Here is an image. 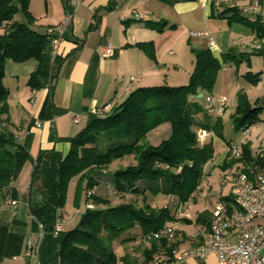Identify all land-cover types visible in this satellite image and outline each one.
<instances>
[{
    "label": "crops",
    "instance_id": "1",
    "mask_svg": "<svg viewBox=\"0 0 264 264\" xmlns=\"http://www.w3.org/2000/svg\"><path fill=\"white\" fill-rule=\"evenodd\" d=\"M203 1L28 0V10L33 16L30 23L32 29L46 33L50 25L62 23L61 39L56 51L52 52L62 60L52 66L51 79L39 88H31L27 84L29 75L38 66L35 57L21 61L8 59L5 63L3 84L8 89V112L1 117L12 132L15 143L28 152L29 158L22 163L18 175L2 193L17 201L14 207H0V259L4 264H24L27 259L40 264H58L57 247L50 246L48 235L44 237V228L40 237V221L30 210L42 199L40 179L31 181L33 164L40 152L55 151L63 157L70 148L69 139L88 123L94 108L111 107L138 86L185 84L194 66V50L205 48L220 64L214 85L221 74L220 90L227 89L235 99L230 113L234 110L239 91L246 94L252 106L264 108V47H255L258 41L264 40V0H259L256 11L252 9L248 12L243 9L250 6L253 0ZM17 14L15 19L25 20L22 13L21 19ZM108 43L113 47V54L102 57L99 47ZM180 44H184L187 50L170 56L172 47ZM184 59L187 60V68L180 73ZM251 80L255 81L251 83ZM202 95L203 90L196 98ZM197 118L203 122L200 114ZM218 120L220 123L221 118ZM37 122L40 125H36ZM250 132L249 129L248 134ZM262 135L260 130L246 140L249 153L254 150L252 140L257 141ZM206 137L199 140L204 141ZM214 138L218 135L214 134ZM229 142L221 143L225 146ZM8 149L15 151L16 146L8 144ZM241 151L243 153V149ZM225 152L221 161L227 159ZM94 181L95 185L91 188L94 194L101 195L97 193V185L104 187L102 195L109 190L113 192L115 180L112 174L97 175ZM71 182L76 191L75 206L78 209L86 207L88 200L83 189L84 181L77 178H72L68 184L66 201ZM155 185V182L142 178L136 181L140 190L137 195L129 191L112 195L117 200L122 196L143 197L146 200L148 190L155 193ZM196 193L195 190L190 197L194 202ZM167 197L176 201L174 195L167 194ZM181 206L184 210H181V216H176L189 219V206L184 203ZM203 209L210 214L211 209ZM56 215L55 223L61 220L62 229L69 228L63 224L64 216H67L66 206L57 208ZM167 223L175 225L179 231L175 245L179 249L201 242L205 235L202 222L195 228V222ZM55 235L52 232V236ZM137 236L132 239L133 243ZM28 242L31 255L26 257ZM142 252L138 263L143 259ZM123 254L136 259L126 245ZM159 254L162 264H212L215 261L213 254L183 260L164 249Z\"/></svg>",
    "mask_w": 264,
    "mask_h": 264
},
{
    "label": "trees",
    "instance_id": "2",
    "mask_svg": "<svg viewBox=\"0 0 264 264\" xmlns=\"http://www.w3.org/2000/svg\"><path fill=\"white\" fill-rule=\"evenodd\" d=\"M18 12L24 15V21L14 18ZM32 21L28 0H0V26L3 29L0 34V194L29 158L28 152L15 143L1 117L8 112V89L3 84L5 63L8 59L21 61L35 57L38 66L29 75L27 84L39 88L51 79L52 66L62 60L52 54L48 35L32 29ZM219 67L218 59L208 48L194 50V66L186 84L138 86L121 102L112 105L109 113L104 116L92 114L88 123L69 139L70 148L63 157L55 151L37 155L31 181L40 179L42 199L30 210L43 225L44 237L48 235L50 246L57 247L58 264H133L135 260L129 256L116 255L104 238L131 226H138L141 233H146L167 222L189 221L187 217L178 218L169 205L153 206L143 197L142 203L136 196L114 203L106 195L92 193L86 194L92 207H85L78 223L52 236L56 209L64 206L72 178L84 181L83 189L87 191L95 185V176L111 173L115 180L112 192L115 195L128 191L137 195L140 190L136 181L143 178L156 183L155 192L174 195L176 204H183L191 197L199 184L202 165L213 157L214 152L212 140L198 139V131L205 129V123L198 120L197 115L205 110L196 95L201 90L212 91ZM258 108L239 91L230 113L233 127L250 125L257 118L254 112ZM164 122L170 123V135L158 144L149 143V131ZM214 133L221 135L219 120ZM8 144L15 145V151L9 150ZM242 149L239 159H225L223 163L248 162V145L245 143ZM127 156H131L133 162L108 170L113 162ZM225 199H232V196ZM206 213L204 210L197 216L204 225L209 219L204 217ZM157 240H161L166 252H171L175 246L166 245L164 238L151 239L150 246L143 249L140 264H149Z\"/></svg>",
    "mask_w": 264,
    "mask_h": 264
},
{
    "label": "built area",
    "instance_id": "3",
    "mask_svg": "<svg viewBox=\"0 0 264 264\" xmlns=\"http://www.w3.org/2000/svg\"><path fill=\"white\" fill-rule=\"evenodd\" d=\"M205 0L202 2L204 3ZM259 0H253L250 6L244 8L245 12L257 10ZM62 23L50 25L46 34L50 38L52 52L56 51L61 39ZM197 34V32H192ZM202 32H199L201 34ZM211 38V37H210ZM212 42V41H211ZM256 48L264 47V40L255 44ZM99 53L103 56L113 54L110 43L101 45ZM206 109L221 116L226 110L228 99L225 96L214 98L211 94L205 96ZM103 108H94L92 112L96 115L102 113ZM36 125H40L39 122ZM244 134H248L249 125L242 128ZM208 135L205 129L198 134L202 140ZM242 151L237 145L229 142L226 145L225 158H240ZM237 190L232 196V202L220 198L211 209L208 223L204 225L205 235L201 242L188 248L179 249L175 246L171 249L172 255L179 260L188 257L203 258L207 254H213L215 261L212 264H264V138L257 143L256 148L250 152L248 162H241L236 176ZM93 193L91 189L86 191L89 196ZM16 199L0 194V207L16 205ZM179 208L182 203H177ZM86 207H92L88 201ZM39 235H43V225L39 222ZM61 223H55L54 233L61 230ZM177 227L165 223L160 228L141 233L135 242H144L149 239H161L172 241L176 235ZM26 257L31 255V246L28 242ZM157 255H152L149 264H157ZM0 264L4 261L0 259ZM24 264H40L39 261L26 260Z\"/></svg>",
    "mask_w": 264,
    "mask_h": 264
},
{
    "label": "rangeland",
    "instance_id": "4",
    "mask_svg": "<svg viewBox=\"0 0 264 264\" xmlns=\"http://www.w3.org/2000/svg\"><path fill=\"white\" fill-rule=\"evenodd\" d=\"M17 16L20 19L22 18L21 13H18ZM0 31L3 32L1 27H0ZM2 32H0V34ZM186 50L187 49H186V46L184 44L174 46V47H172L173 53L170 56H173L175 54H177V55L183 54ZM186 64H187V60L183 61V67L180 68V70H181L180 73L182 71L184 72L185 68H187L185 66ZM189 64L190 63L188 61V65ZM185 81L188 82L187 79ZM221 86L222 85H221V74H220L217 82L212 87V91L210 93H208V94H211L214 98H218L220 96H225L228 99L227 108L222 113L221 116H217L214 112L208 111L206 109L205 96L207 95V91L203 90V95L199 96L197 98L198 102L203 106V108L205 110V112L200 113L201 119L205 123V130L208 132V135H207L205 140H212L214 152H213V157L202 165L201 178H200L199 184L197 185V188H196V192H197L196 193V198H197L196 201L194 202V200L192 198H189L184 203L186 206H189V208H190L189 213H190L191 217L188 219L189 221H186V222L184 220H182V221H184V223L195 222L193 228H195L197 226V224L201 223V221L197 219V216L205 210L203 208L212 209L220 198H227L229 196H233L237 190L235 176H236L237 169L240 167L242 161L237 160V161L233 162L231 165H227V164L223 163V161H221V156H222L223 152L226 150V145L225 146L222 145L223 143H221V142L231 141L233 144L237 145L238 148L241 150L242 144L247 142L246 140H248V139L250 140L252 137H254L255 134H257V132H259L261 130V133L264 134V108H258L254 112V115L257 117L256 119H260V120L256 121L255 123H252L251 126H249V129L251 130V132L249 134H244L242 131V127L238 128V129L233 127L231 120H230V111L233 108V105L235 103V99L233 98V96H231L229 94V91L227 89L220 90ZM111 107H112V105H111ZM111 107L109 106L108 108H105V109L103 108L102 113L99 114V116H104L105 114L109 113ZM219 117L221 118V122H220V133H221V135L218 136V138H214L215 124H216L217 120L220 119ZM170 132H171L170 123L164 122V123L156 126L155 128H153L151 131H149V133L147 134V140L149 141V143H151L153 145L158 144L163 139L167 138L170 135ZM262 138H264V135H262L257 141L252 140V149L256 148L257 143L260 140H262ZM131 162H133V158L131 156H129V157L127 156L123 159H120V160L113 162L111 165H109L108 170L109 169L113 170L118 166H123V165H126V164L131 163ZM108 172H111V171H108ZM70 185H71V187L69 189V195H68L69 197L64 204V206H66L67 216H64V222H63L64 226L69 227V228L73 227L75 224L78 223L80 216L85 209V207L83 208V206H81V209L80 208L78 209L75 206V201H74L75 189H74L73 182H71ZM103 188L104 187L102 185H97L96 186L97 193H101V195H102ZM75 193H76V191H75ZM147 194H148V196L146 198V201L148 203H150L151 205H154V206L169 205L170 208L172 209V211H175L176 215L181 216L180 212H181V210L183 211L184 208H183V206H181L179 208L178 204L175 203V199L172 200V199L168 198L167 194H163L161 191L154 193L153 191L148 190ZM106 195L109 198H112L113 202L118 201V200L124 201V200L128 199L127 196H125V197L122 196V197H118V200H117L116 199L117 197L112 195L111 190H109L106 193ZM103 196H105V194H103ZM137 201L139 203H142L141 197H138ZM228 201L233 203L231 199H228ZM208 214L209 213H206V215H204V217L209 218ZM183 216H185V215H183ZM57 222L61 223V226H62L61 220L57 221ZM202 223H204V222L202 221ZM53 232H54V230H53ZM140 234H141V229L138 226H131V227H128V228H125V229L119 231L115 235L110 236L108 238L105 237L106 235H105V233H103V235H104L103 237H105L104 238L105 242L107 243V245H109L114 250L116 255L123 254L125 251V245H126V249L131 254L135 255L134 258H136V259L133 262V264H137L138 261L140 260L142 249H145L146 247L150 246V244H151V239L144 241V242L133 243L132 238L137 236V235H140ZM178 234H179V231H178V229H176V235L172 241L164 240L166 245H170V244H173V246L176 245V240H177ZM163 245L164 244L161 242V240H157V247H156V250L154 251V253L152 255H157L158 259H160L159 252L162 250ZM133 248H135V249L137 248V249L135 250ZM138 264H140V263H138Z\"/></svg>",
    "mask_w": 264,
    "mask_h": 264
}]
</instances>
